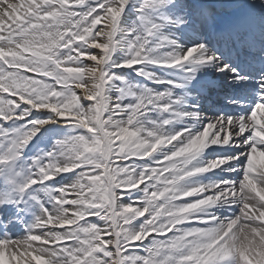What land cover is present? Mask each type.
<instances>
[{
	"label": "snow or ice",
	"instance_id": "snow-or-ice-1",
	"mask_svg": "<svg viewBox=\"0 0 264 264\" xmlns=\"http://www.w3.org/2000/svg\"><path fill=\"white\" fill-rule=\"evenodd\" d=\"M0 264H264V0H0Z\"/></svg>",
	"mask_w": 264,
	"mask_h": 264
},
{
	"label": "bare ground",
	"instance_id": "bare-ground-1",
	"mask_svg": "<svg viewBox=\"0 0 264 264\" xmlns=\"http://www.w3.org/2000/svg\"><path fill=\"white\" fill-rule=\"evenodd\" d=\"M228 11H225V9L219 10L220 13L218 14L219 22L221 26H227L231 23H233L237 17L240 15L239 9H226ZM218 11V12H219Z\"/></svg>",
	"mask_w": 264,
	"mask_h": 264
}]
</instances>
